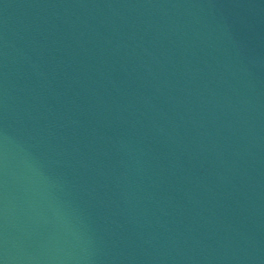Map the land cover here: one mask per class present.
<instances>
[{
    "label": "water",
    "instance_id": "1",
    "mask_svg": "<svg viewBox=\"0 0 264 264\" xmlns=\"http://www.w3.org/2000/svg\"><path fill=\"white\" fill-rule=\"evenodd\" d=\"M2 264H264V0H0Z\"/></svg>",
    "mask_w": 264,
    "mask_h": 264
},
{
    "label": "snow or ice",
    "instance_id": "2",
    "mask_svg": "<svg viewBox=\"0 0 264 264\" xmlns=\"http://www.w3.org/2000/svg\"><path fill=\"white\" fill-rule=\"evenodd\" d=\"M0 264H2V262H0Z\"/></svg>",
    "mask_w": 264,
    "mask_h": 264
}]
</instances>
